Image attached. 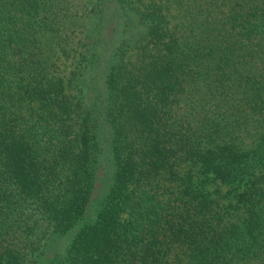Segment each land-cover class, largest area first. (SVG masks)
<instances>
[{
  "label": "trees",
  "instance_id": "trees-1",
  "mask_svg": "<svg viewBox=\"0 0 264 264\" xmlns=\"http://www.w3.org/2000/svg\"><path fill=\"white\" fill-rule=\"evenodd\" d=\"M0 264H264V0H0Z\"/></svg>",
  "mask_w": 264,
  "mask_h": 264
},
{
  "label": "rangeland",
  "instance_id": "rangeland-1",
  "mask_svg": "<svg viewBox=\"0 0 264 264\" xmlns=\"http://www.w3.org/2000/svg\"><path fill=\"white\" fill-rule=\"evenodd\" d=\"M57 48L56 50V62L57 72L56 75L59 77H66L69 75V71L72 68V59L61 54V51Z\"/></svg>",
  "mask_w": 264,
  "mask_h": 264
}]
</instances>
